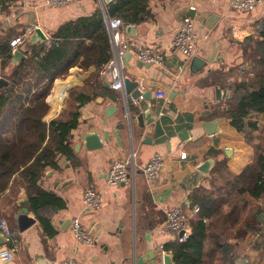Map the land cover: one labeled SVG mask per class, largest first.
Here are the masks:
<instances>
[{
	"label": "crops",
	"instance_id": "1",
	"mask_svg": "<svg viewBox=\"0 0 264 264\" xmlns=\"http://www.w3.org/2000/svg\"><path fill=\"white\" fill-rule=\"evenodd\" d=\"M230 1L150 0L147 18L125 28L134 49L153 48L164 58L162 67L137 61L133 52L124 58L123 79L137 83L141 93L149 94L142 101L148 108V120L144 117L141 123L131 119L139 112L124 87L114 91L103 86L98 67L82 63L81 52L89 46L87 38L74 40L72 57L81 54V66L72 64L71 58L54 71L53 80L45 78L37 85L35 81L30 84L36 80L35 70L30 73V64L27 71L19 69L21 63L28 64L31 36L18 49L26 50L23 60L15 62L17 50L12 49L9 61L0 58V98L6 96V91H13L7 96L0 130L13 125L9 115L18 105L27 106L31 96L47 86L46 123L67 119L78 106L74 100L77 95L88 98L71 132L73 157H58L57 167L45 169L40 178V188L65 203L63 210L44 211L50 216L54 234L46 235L34 214L21 204L26 196L15 184L0 197V218L7 219L14 229L20 249L12 261H7L3 254L8 245L0 234V264H65L71 259L78 264H136L139 257H145L143 264H159L154 254L164 253L165 244L180 239L179 234L158 232L165 212L178 205L184 207L190 232L201 219L200 213H193L194 208L199 209L192 203L194 193L209 196L212 203L211 216L202 220L209 237L203 251L212 246L210 236L219 234L221 242L233 249V264H264V195L252 200L231 188L254 164L257 155L264 154V113L251 112L243 131L236 130L225 116L230 107V86L249 78L250 63L258 57L253 50L259 40L258 24L264 20V0L249 13L233 11ZM42 3L43 0L9 1L0 11V45L11 42L31 23L50 43L58 41L54 35L62 33L69 23L89 18L97 10L105 16V0H75L64 8H48ZM185 17L195 25L194 57L206 63L197 73L191 71V60L185 62L172 47L175 31ZM84 29L76 27L80 35L87 36ZM73 33L76 32L71 29L67 34ZM71 92L76 93L74 97ZM156 93H164L165 98H157ZM214 121L217 123L210 127ZM90 133L98 136L101 149L84 147L82 136ZM156 154L163 158V165L158 177L148 183L139 169ZM120 158L129 160L130 180L110 187V164ZM208 161V173L199 171ZM90 187L102 199L95 211L85 209L82 203V192ZM24 209L36 223L20 233L14 216ZM231 213L235 224L224 223ZM73 218H78L88 232L90 244L73 238ZM150 253L153 257H148ZM213 264L228 263L215 260Z\"/></svg>",
	"mask_w": 264,
	"mask_h": 264
},
{
	"label": "trees",
	"instance_id": "2",
	"mask_svg": "<svg viewBox=\"0 0 264 264\" xmlns=\"http://www.w3.org/2000/svg\"><path fill=\"white\" fill-rule=\"evenodd\" d=\"M9 1L11 0H0V11L6 9ZM149 2L150 0H113L106 4L104 15L119 18L124 27L128 28L147 18ZM103 21V13L97 10L89 18L78 19L74 23L65 25L62 33L54 35L58 41L53 40L48 45L43 43L40 46H32L28 64L21 63L19 69L23 70L24 67V71H27L31 66L33 69H29L30 73L31 70H35L37 76L35 75L36 80L32 79L30 84L35 81L37 85L45 78L53 80L54 71L61 64L69 62L71 58L72 64L81 66L79 57L83 54L82 63L95 65L99 70L112 56L111 46L108 44V31ZM79 26L86 27L84 30L88 32L87 36L77 32L76 27ZM71 29L76 33L68 35ZM257 30L259 40L255 43L253 52L258 57L250 63L251 75L229 88L230 107L225 112V116L238 131L244 130V121L251 112L264 113V20L258 24ZM82 37L87 38L89 46L84 47L81 54L72 57V50L76 48L74 40ZM79 43L82 45L81 42ZM11 56L10 41L0 45L2 61H9ZM47 87L40 93L33 94L27 106L20 104L16 110L12 109L9 119H13V125L8 129L0 130V197L8 188L18 184V189L21 188L26 194L25 206L34 214L44 233L50 237L54 232L50 216L44 211L63 210L65 203L59 197L42 190L39 186L40 178L45 169L57 167L58 157L63 156L70 160L73 157L71 132L77 127L80 107L88 98L83 95L74 97L76 93L71 92L70 96L72 94L78 104L75 110L69 113L67 119L46 123L43 118L48 111L45 101L49 93ZM12 93L11 90L6 91V96L0 98L2 120L6 99ZM231 188L235 189L236 194L248 196L252 200L264 195V154L257 155L254 164L245 169ZM192 203L199 205L201 219L192 226L185 240L167 243L163 251L171 255L173 264H213L215 260L233 264V249L221 242L219 234L210 236L212 246L207 252L203 251L204 241L209 239L206 234L207 227L202 221L211 216L212 203L209 196L194 193ZM235 222L234 214L231 213L224 223L233 225ZM216 229L221 228L216 227Z\"/></svg>",
	"mask_w": 264,
	"mask_h": 264
},
{
	"label": "built area",
	"instance_id": "3",
	"mask_svg": "<svg viewBox=\"0 0 264 264\" xmlns=\"http://www.w3.org/2000/svg\"><path fill=\"white\" fill-rule=\"evenodd\" d=\"M75 0H43L42 5L49 8H63L72 4ZM263 0H231L230 8L238 13L253 12ZM105 26L109 35V42L112 49V56L109 61L104 64L98 71V78L101 84L111 90L120 91L123 87V65L124 58L127 53L133 52L137 61L162 67L164 65L163 55L158 53L153 48L137 47L134 49L126 33L122 21L116 17L104 16ZM37 28L36 24H30L16 36L11 42V49L18 50L24 46L29 37ZM197 35L195 31L194 21L188 17L183 18L175 31L172 38V47L179 53L185 62H189L196 54L197 50ZM48 45V42H45ZM133 50V51H132ZM157 98H165L164 93H156ZM184 155V154H183ZM133 158L134 155L132 154ZM182 157V155H181ZM184 157V156H183ZM129 160L125 158L115 159L111 162L109 167V176L107 184L114 187L120 184L128 183ZM163 165V158L156 154L147 163L142 165L139 169L147 182H153L159 175ZM101 196L93 188H86L82 192L83 207L87 210H98L101 206ZM193 213L197 215L199 209H193ZM205 221V220H204ZM70 231L73 238L80 243L90 244L91 238L88 232L82 227L80 220L74 218L70 223ZM160 234L169 233L178 235L183 232V236L179 241H183L190 233L189 217L185 208L178 205L165 212V223H162L158 229ZM0 234L5 239L8 249L4 252V258L7 261H12L16 253L20 249V242L17 235L5 218H0ZM65 264H78L74 260L66 261Z\"/></svg>",
	"mask_w": 264,
	"mask_h": 264
},
{
	"label": "water",
	"instance_id": "4",
	"mask_svg": "<svg viewBox=\"0 0 264 264\" xmlns=\"http://www.w3.org/2000/svg\"><path fill=\"white\" fill-rule=\"evenodd\" d=\"M113 0H105L106 4L112 2ZM192 16V12L190 13ZM35 24V23H32ZM46 42V36L44 35V33L41 31V29L36 28L33 32V34L30 37L29 40V44L30 45H35V46H40L43 43ZM26 50L25 49H20L14 52V60L15 62H19L21 60L24 59V54ZM205 62L202 61L201 59L197 58V57H193L191 59V71L194 73H197V71L200 69H202L205 66ZM0 83H2L0 81ZM123 87L126 90V93L130 95V100L131 102H134V104H137V110H138V114L135 116H132L131 119H135L137 120L139 123H141V121L144 119L145 117V121L148 120V113H147V106L145 105V103H143L142 101H145L148 99V93H141L138 89H137V83L129 81L127 79L123 80ZM113 109L110 108V111H112ZM108 114V112H106ZM217 121H214L213 123H210V127H213L214 124H216ZM209 134H213L214 131L213 130H208L207 131ZM82 140L84 143V147L87 150H97V149H101L102 148V144L100 143V140L98 138V136L95 133H90V134H85L82 136ZM210 161L206 162L205 165L203 167H201V169H199V171H202L203 173H208L207 167L209 166ZM22 205H26L27 201H24L21 203ZM14 219L16 221V226H17V230L22 233L25 230H27L28 228H30L31 226H33L36 223V219L34 217H31L28 214V211L26 209H24L21 213L17 214L14 216ZM183 236V232L179 233V238H181ZM155 257H158L157 259L159 260V264H173L172 262V257L171 255L168 254H162V253H158L157 255L154 254ZM148 257H153V254L150 253L148 254ZM145 257H139L136 260V264H143ZM242 261H239V264H244L241 263ZM155 264V263H154Z\"/></svg>",
	"mask_w": 264,
	"mask_h": 264
},
{
	"label": "rangeland",
	"instance_id": "5",
	"mask_svg": "<svg viewBox=\"0 0 264 264\" xmlns=\"http://www.w3.org/2000/svg\"><path fill=\"white\" fill-rule=\"evenodd\" d=\"M67 7V6H66ZM49 8V7H48ZM64 8V7H63ZM38 28V27H37ZM48 42V41H47ZM47 98H48V96H46V98H45V101L47 100ZM29 102H27V103H25V104H28ZM148 183H150V182H148ZM124 184H126V183H124ZM121 185V184H120ZM118 186V185H117ZM114 187H116V186H114ZM25 193V192H24ZM25 196H26V194H25ZM27 199V198H26ZM74 219V218H73ZM162 223H165V218H164V220H163V222ZM189 227H190V223H189ZM165 253V252H164ZM164 253H162V254H164Z\"/></svg>",
	"mask_w": 264,
	"mask_h": 264
}]
</instances>
